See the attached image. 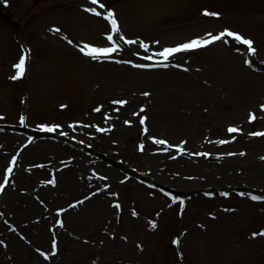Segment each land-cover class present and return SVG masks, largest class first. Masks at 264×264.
<instances>
[{"label":"rangeland","instance_id":"obj_1","mask_svg":"<svg viewBox=\"0 0 264 264\" xmlns=\"http://www.w3.org/2000/svg\"><path fill=\"white\" fill-rule=\"evenodd\" d=\"M103 1L98 0L104 7L96 6L101 13L96 16L82 10L84 0L75 5L0 0V179L12 152L22 149L0 210H7L5 201L16 194L22 208L31 200L42 209L19 211L21 222L4 212L30 242L15 237L24 247L21 254L41 245L25 232L29 223L103 182L109 197L67 211L74 214L71 220L63 215L61 233L71 243L60 250L57 264H264V237L253 236L264 231V199L253 201L242 192L264 193V136L252 135L264 133V0ZM108 11L126 35L152 42L149 50L124 43L103 61L82 58L78 50L84 44L111 47L101 17ZM224 27L253 41L256 52L248 54L231 38L187 52L188 59L187 53L170 58L171 66L158 71L144 74L135 67L144 55ZM20 52L26 57L25 75L13 80ZM152 77H159L156 85ZM250 114L256 117L251 122ZM46 127L55 130L43 132ZM227 127L238 131L229 133ZM221 141L226 143L219 148ZM172 145L191 154L185 158ZM57 146L78 149L82 156L74 158ZM238 150L247 151V160H231L228 151ZM207 166L240 179L210 172L216 179L210 183ZM66 169L83 185L76 194L67 195L72 183L60 172ZM178 194L184 202L175 200ZM172 201L175 206L168 208ZM181 202L185 209L179 217ZM50 220L45 231L56 223L54 216ZM2 226L0 232L7 233ZM0 236L6 241L0 245L4 264H15L7 237ZM171 237L178 243L172 246Z\"/></svg>","mask_w":264,"mask_h":264},{"label":"snow or ice","instance_id":"obj_2","mask_svg":"<svg viewBox=\"0 0 264 264\" xmlns=\"http://www.w3.org/2000/svg\"><path fill=\"white\" fill-rule=\"evenodd\" d=\"M90 2L93 5L98 4V0H90ZM99 6L101 8L104 7V5L101 3L99 4ZM87 12H91L92 14L96 15V16H100L101 13L96 11L95 8H86L84 9ZM204 15H218L216 13H208L205 12ZM104 19L106 21L109 22L110 27H111V32L113 34H117L120 32V28L118 26V21L115 18V13L112 11H108L107 15L104 16ZM55 31H59V29H56ZM209 35V39H193L190 42L178 45L176 47H172V48H164L162 51L158 52V53H153L152 55L146 56L144 57V59H147L149 61H152L151 64L148 65H135V67L137 68H145V67H169L171 66L168 61L170 60V58L176 54V53H181V52H185V51H190V50H194V49H200L203 47H206L208 45L213 44L216 41H222L224 40L225 37H229V38H233L237 43L246 46L247 48V52L248 54H254L256 52V49L254 47V42L251 41L250 39L244 38L242 37L240 34L237 33H233L231 31L225 30L224 32L218 34V35ZM107 39L109 41H113V44L111 47H105V48H96V47H91L87 44H84L83 47L80 48V51L86 56V57H90L93 60H98L100 58H107L109 57L111 54L116 53L118 50H120L121 46L119 44V42L115 41V37L114 35H108ZM120 40H123L125 44L128 45H133V44H137L139 43L140 48L144 49L145 52H147L149 50V46L147 44H145L143 41H135V40H127L125 39V37L120 36L119 37ZM224 42H227L226 40ZM69 43H71V41H69ZM87 50V51H85ZM153 56H159L162 59L161 60H153ZM121 63H123V61H120ZM245 63H249L248 61H245ZM14 68L16 69L15 75L13 77H11L13 80L19 79L21 77H23L25 75V70H26V57L25 56H21L19 59V62L17 64L14 65ZM144 95H148L147 93H144ZM114 103H119L121 105L127 103L126 101H117ZM261 110L264 111V105L261 106ZM96 111H99V109H96ZM141 111H143V109H141ZM256 117L253 114H250V122L252 120H254ZM107 119V118H106ZM21 123H23V119L21 120ZM127 123V122H126ZM140 123L143 125L145 123V119L141 118ZM42 130L47 131L49 133L53 132L55 130L54 127H46L43 128ZM97 131H103V129H99L97 128ZM145 131H147V129H145ZM238 131L237 128L235 127H230L228 129L229 133H236ZM62 135L64 133H61ZM252 135L255 136H264V133H252ZM157 144L163 145L166 142L163 140H156L154 141ZM221 143H226L225 141H221ZM142 147V146H141ZM231 155V154H230ZM241 155H243V153H241ZM16 158L13 157V162H15ZM13 172V169L11 167H9L7 169V173L10 174ZM5 183L8 182V175L6 174L4 177ZM49 183H54V181H49ZM4 188V184H0V191H2ZM243 195V194H242ZM251 199L253 201H256L258 199H264V198H259L256 196H251ZM74 207V206H73ZM117 207H119V205H117ZM181 208H183V202H181ZM58 224H61L60 221H57ZM62 226V224H61ZM153 228H156L157 225L156 224H152ZM261 236L264 237V231L259 232V233H254L253 236ZM174 243H178L177 241H174ZM55 249H56V244L55 241L53 242V254H55ZM43 255V253H42ZM47 258V257H45Z\"/></svg>","mask_w":264,"mask_h":264},{"label":"bare ground","instance_id":"obj_3","mask_svg":"<svg viewBox=\"0 0 264 264\" xmlns=\"http://www.w3.org/2000/svg\"><path fill=\"white\" fill-rule=\"evenodd\" d=\"M77 1H80V0H77ZM174 56L175 55H173L171 58H173ZM82 58H84V57H82ZM158 70H146L145 69V70H143L141 72L144 73V74H147V73H151L153 71H158ZM152 79L156 80V81H152V83L155 84V85H156V83H158L157 81H159V77H155V78L152 77ZM245 84H247V83H245ZM59 148H60V146H57L56 147L57 150L64 151V153H67V154H71L74 158L76 156H82L78 152L79 151L78 149H76L77 151L75 149L71 151V150H68V149H59ZM250 148L252 149L251 146H250ZM25 154H27V151H25ZM231 160L232 161L239 160V162H242L243 160H247V151H246L244 157H240V155H236V156L232 157ZM249 165L251 167H253V165H251V164H249ZM210 167L207 166L208 173H210V172L211 173L212 172H217L218 175H220L223 179H225L227 177L229 179H231V180L232 179H234V180L240 179V177H238V175H236V174L234 175L233 172H231V174L229 176H227L222 171L223 168H221V170L219 171L218 169H212ZM60 172H61L62 178H64V176H65L64 180H68V181H70V183H72V185H69V187L66 188L67 190L70 191L69 192L70 195L71 194H76V192L79 189H81V187L83 185H80L79 181L77 182L73 178V176L71 174L72 171L70 169L69 170H67V169L66 170H61ZM211 173L208 174V181L210 183H214V182H216V179H214L212 177V174ZM217 173H215V174H217ZM69 175L72 176V177H68ZM83 180H85V178ZM104 192L105 191H102L100 194H103ZM100 194H98V195H100ZM17 195L18 194L11 196L10 199L5 202V208L7 209V210H5V214H6V211H8L9 214H13V216L15 218L12 219V220H15V221H18L19 220V222L22 221V219L24 218V215L20 214L19 211L22 212V213H26V214H28L27 211L28 212L29 211L30 212H32V211L41 212L42 211L41 207L39 205H37L35 202L31 201V200H29L27 202L26 206L24 208H22L20 199H18L16 197ZM98 195H96V196H94L92 198H95V200H96V198H97ZM64 198H65V196H64ZM73 215L74 214H72V213L71 214L68 213L67 214V219L68 220H71L72 217H73ZM1 222H2V219H1ZM68 222H71V221H68ZM47 223H48V218L44 219L43 217H41L40 221H38L37 223H29V225L27 226V228H25V232L28 234V237L29 238H32L33 239V242H38V243H41V245H43V246H47L50 243L49 242L50 239L47 240V238L50 235L48 234L47 231H45V228H44L47 225ZM0 227H2V224H0ZM31 230H32V233H31ZM33 231H35V232L33 233ZM2 234L5 237H7V241L9 242V246L11 248L10 250H12V252H13L12 253V257H13V261L15 262V264H39V263H41V264H50L52 261H55L54 258L51 260L50 263H47V262L43 261L42 258H40L37 253L31 251V249L29 248V246L27 248H25L24 253L21 254V249H24V247H23L21 241H17L18 239H15L16 235L14 233L13 234L12 233H5V234L4 233H1L0 235H2ZM63 235H64V233H61L60 234V240H59V243L61 245V248H64L63 245H69L71 243L70 240L68 238H66V237H63ZM0 237L2 238V236H0ZM2 240H3V238H2ZM13 243L16 244V247L15 248L12 247V244ZM39 248H42V247L40 246ZM61 248H60V250H61ZM3 252H4L3 249L0 247V263L1 264H4V263L7 262L6 259H5V256H4V253Z\"/></svg>","mask_w":264,"mask_h":264}]
</instances>
